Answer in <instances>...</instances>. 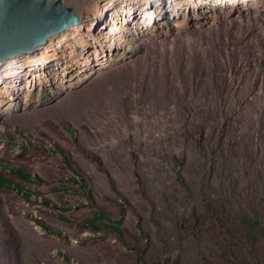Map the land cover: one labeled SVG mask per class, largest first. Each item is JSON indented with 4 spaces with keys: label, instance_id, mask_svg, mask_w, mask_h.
I'll return each mask as SVG.
<instances>
[{
    "label": "rangeland",
    "instance_id": "rangeland-1",
    "mask_svg": "<svg viewBox=\"0 0 264 264\" xmlns=\"http://www.w3.org/2000/svg\"><path fill=\"white\" fill-rule=\"evenodd\" d=\"M66 1L81 25L4 63L9 74L23 60L25 68L20 94L10 80L0 86V158L16 161L29 143L58 144L86 173L98 206L119 217L108 174L135 206L149 234L148 263L180 255V264H209L221 249L179 225L193 211L205 214L204 199L223 203L235 220L264 218V0ZM30 165L47 180L34 190L62 205L52 188L69 176L63 156ZM3 199L0 264H134L136 238L146 244L130 211L126 244L61 220L59 209L14 193ZM28 213L64 236L47 234ZM63 213L82 219L92 210Z\"/></svg>",
    "mask_w": 264,
    "mask_h": 264
},
{
    "label": "trees",
    "instance_id": "trees-1",
    "mask_svg": "<svg viewBox=\"0 0 264 264\" xmlns=\"http://www.w3.org/2000/svg\"><path fill=\"white\" fill-rule=\"evenodd\" d=\"M62 125L70 133H73L68 123H62ZM45 126H49L48 128L53 131H57L58 127H60V125L51 124V122H47ZM195 140L200 145V139L195 138ZM75 144H78V141H75ZM55 146L56 149L53 151L51 146H44L43 143H29L27 146L22 147V152L16 161L0 158V220L2 219L3 197L12 193L18 195L26 203H42L47 208H56L63 212L89 206L92 210L90 216L82 219H72L61 212L59 218L78 225L80 229H90L96 233L114 235L121 242L127 244L126 233L128 228L125 226V220L126 212L130 211L138 216L137 227L141 231L142 238L146 239V244L142 245L141 240L136 238L135 246L130 249L131 254L128 256L132 257L134 264H180V255L166 256L156 262L148 263L145 255L150 248L149 234L142 228L139 212L130 200L117 189L111 175L108 174V180L112 191L118 197L115 198V201L118 203L119 217H117L118 213L116 211L107 210L97 205L93 188L89 184L86 173L81 171L78 165L67 157L63 148L56 143ZM78 149L96 162L100 171L107 172L96 155L85 150L80 145H78ZM56 154L63 156L64 169L69 171V176L63 179L61 185L52 188V192L58 194L59 200L63 203L62 205L44 196L43 192L34 190V185L45 184L47 180L34 173L33 167L30 165L39 156L51 157ZM178 164L177 177L179 181L183 182V176L180 172L182 162L178 161ZM49 175L51 178L55 177L53 172H50ZM137 183L140 185L139 177H137ZM138 192L140 193L142 190L138 189ZM69 196L76 197L77 203L72 204L71 201L67 200L66 197ZM204 205L206 210L204 215H199L193 211L179 221V225L182 230L189 233L195 240H200L203 235L207 234L221 249L220 256L216 260L209 262V264H218V262H223V264H264V255L262 258V253H264V218L243 215L235 220L223 203L216 205L214 201L206 198L204 199ZM26 218L33 221L49 235L64 236L63 231L55 229L42 218L30 213L26 214ZM210 221L212 222L211 226H209ZM60 255L70 261V257L65 253H60ZM200 255L202 256L203 254L201 253Z\"/></svg>",
    "mask_w": 264,
    "mask_h": 264
},
{
    "label": "water",
    "instance_id": "water-1",
    "mask_svg": "<svg viewBox=\"0 0 264 264\" xmlns=\"http://www.w3.org/2000/svg\"><path fill=\"white\" fill-rule=\"evenodd\" d=\"M82 21L66 0H0V62L33 54Z\"/></svg>",
    "mask_w": 264,
    "mask_h": 264
},
{
    "label": "built area",
    "instance_id": "built-area-1",
    "mask_svg": "<svg viewBox=\"0 0 264 264\" xmlns=\"http://www.w3.org/2000/svg\"><path fill=\"white\" fill-rule=\"evenodd\" d=\"M17 58L16 59H13L14 57L12 58H9L7 60H4V61H1L0 62V65L4 67V73H3V78L1 77V74H0V86H2V88H8V83L10 80V82L13 83V86L16 90V93L20 94L21 91H22V82H23V71H24V60L21 61L22 62V66H20V68H18L15 73H12V74H9L6 70V66L4 65L5 61H8V62H11L13 64H15L17 61H18V58H21L23 59V57H26V56H23V55H20V56H16ZM12 59V60H11ZM20 63V62H19ZM11 78V79H10Z\"/></svg>",
    "mask_w": 264,
    "mask_h": 264
},
{
    "label": "bare ground",
    "instance_id": "bare-ground-1",
    "mask_svg": "<svg viewBox=\"0 0 264 264\" xmlns=\"http://www.w3.org/2000/svg\"><path fill=\"white\" fill-rule=\"evenodd\" d=\"M81 1V0H80Z\"/></svg>",
    "mask_w": 264,
    "mask_h": 264
}]
</instances>
